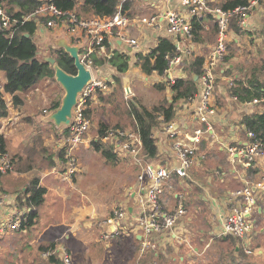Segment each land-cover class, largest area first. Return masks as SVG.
<instances>
[{"label": "crops", "instance_id": "crops-1", "mask_svg": "<svg viewBox=\"0 0 264 264\" xmlns=\"http://www.w3.org/2000/svg\"><path fill=\"white\" fill-rule=\"evenodd\" d=\"M128 1L129 4L125 12L131 19L148 17L150 15H161L167 10H174L182 14L186 12L180 6V0ZM210 1L214 2V0ZM212 23L213 20L212 22L207 21L204 24V35L211 34L212 40L209 41L206 38L203 42L198 43L182 37L176 42L173 37L166 33V25L163 20H160L159 25L155 28L144 24L132 26L129 30V36L138 40L139 47L137 49L132 48L131 51H128L126 44H119L120 42L109 46L110 52L123 51L129 57L128 70L124 74L119 75L122 88L123 80L129 77L130 81V74L133 72L143 74L144 77L142 79L144 81L147 80L145 74L136 65L135 55L138 52L147 53L150 49L154 48L158 38H168L174 43V46L176 43H179L186 48L187 51L182 55L181 61L175 64L172 69L177 74L182 73L183 76H186L188 61L197 55L203 56L204 60L207 59L215 44L216 34L213 35L210 33ZM34 40L38 47V54H41L43 58L48 57L47 52L49 48L65 49L67 47H77L78 54H82L87 47V38L85 35L82 33L70 34L66 27L62 25L48 28L37 24ZM98 55L105 57L102 53ZM226 56H229L228 59L230 62L228 70L225 71L223 65H219L215 70L216 82L213 92V102L216 114L213 117V132L206 137H202L197 153L199 157L191 168L186 188L185 206L187 214L182 220V223L175 228L178 237L181 239L185 238L186 241L181 240L178 242L173 238L166 239L162 235L158 239L157 256H159V263L160 261L162 262L160 259V255H162L165 260L164 263L166 264H251L246 261L247 259L245 257H247V253L244 248L248 244H253L252 237L254 236L249 233L252 236L248 234L246 238L238 239L220 234V228L224 217L228 213L230 204L229 193L243 184V179L233 173L234 167L228 158L227 145L241 146L246 141V128L240 123L241 117L247 113L260 112L263 108L262 105L260 106L261 103L237 102L236 98L230 96L227 92V86H229L228 84L231 80H243L244 77L246 78V75L250 73V69L253 66L251 64L256 62L254 65L258 66L260 60L264 59V0L253 7L248 13L244 31L238 35L231 33V41L229 42ZM242 60H245V62L243 63ZM94 67L102 77L114 82L113 76L116 75V71L107 62L94 65ZM154 74L156 73L150 74L149 77H153ZM157 76L159 77V75ZM158 77H156L153 84L160 81L159 78L161 76ZM2 78V74L0 73V91L6 81L5 78V81L2 82ZM55 82L56 84L50 82L48 79L41 80L32 89L23 94L24 104L20 108H14L11 104V96L8 94L4 95L9 110L8 115L0 119V122L6 124L10 122L12 126L18 123L20 118L24 116L29 117L28 114H30L33 115L32 117L35 118L39 127L36 132L38 146L33 145L31 147L33 148L32 158L34 159L33 169L26 172L13 171L12 173L10 172L11 174L2 175L0 177V186L4 190L20 188L21 191H24L30 180L36 177L38 178L39 185L46 190L44 201L39 207L37 215L28 226L24 229H18V231H22V233L26 231L33 233L30 241L31 243H37L42 256L49 251L45 248L52 244L56 247L60 245L64 246L70 253L73 264H128V260L122 258V255L125 258L128 257L131 247H134V255L137 254L138 259L136 257V261L139 264H150L154 260H149V258L153 257L151 251L147 250L141 258L139 257L140 245L138 236H133L132 234L122 235L109 241H104L99 237L100 228L97 225V221L110 212L116 204L114 201H117V199L109 196L108 198L112 201L108 204L106 202L107 198H105L106 189L99 188L101 179L103 178L101 174H105V164H109L104 161V165L97 163L100 176L85 179L80 174L82 173L83 167L89 165L88 161L93 155L90 143L82 146L78 150L79 168L70 181H62L60 172L51 170L52 167L60 162L57 158L59 151L57 143L63 128H65V126L58 127L54 124V121L50 119L54 110L49 111L47 109L51 101L60 98L61 102L64 96L63 88L56 79ZM114 88L115 83L110 91L98 92L90 98L91 103L88 108L92 116L90 118L92 126L99 121H104L101 116L96 120L93 118V114L97 110L103 111L113 107L117 109L118 106H122V103H115V95L110 97V94L114 93ZM200 91L201 88H199V92L194 98L188 101L182 100L176 104L175 116L172 122H175L181 136L192 134L193 129L200 125L196 120V109L200 102ZM164 92L168 94L167 96L171 97V92L168 87ZM99 94L104 99H100ZM130 94L125 95L128 96ZM141 94L143 92L139 90V95ZM167 96L166 100L170 101ZM141 98L142 100L144 99V94ZM139 103L146 108H150L147 106V101L143 100ZM40 111L43 113H40ZM105 122L109 124L107 121ZM120 124L123 123L119 121V124L115 123L113 126H115V129L121 130L132 127H122ZM0 132L7 139L8 155L16 154V152H13V147L9 142L7 131L0 130ZM57 134L58 138L56 139ZM153 137L155 138L158 149L157 160H161L162 162L174 161L169 146L170 140L165 137L162 129H156L153 132ZM217 155L221 156L224 165L217 158ZM48 159L54 161V165L51 167L47 166L50 162ZM117 165L120 170H124L127 173L133 172L132 177L130 173L128 174H130V185L134 184L137 174L136 166L124 160L118 162ZM209 166H213V168ZM205 172L209 173L206 174ZM263 172L264 157H261L256 173L252 175L255 177ZM118 183L124 186L128 182H123L121 178ZM124 194L125 189L122 200L124 199ZM8 195L11 197L17 194L8 193ZM257 196V207L253 212L255 215L253 213L249 215L252 222L250 230L256 229L255 232L257 234H264V224H259L258 227L259 221L264 220V197L261 194H257ZM173 197L172 195L165 194L162 198L165 208H173ZM122 200H118L117 204ZM14 205L17 206L14 211L23 212V207L20 210L18 208L16 197L15 201L7 199L0 205V219L4 216L12 215L13 212L11 211H13ZM133 205L134 203L131 201L130 206L133 207ZM131 210L133 209L129 207V212ZM42 216L45 218L44 223L40 222ZM12 232L14 231L0 234V249L5 244L3 239L4 235H12L15 239L23 238L20 232ZM43 238L45 242L41 241ZM256 251L257 255L254 258L258 263L264 264V248H257ZM105 252L107 253L106 256L104 254ZM105 258H108V262H105ZM46 261L47 264H53L49 262L47 257Z\"/></svg>", "mask_w": 264, "mask_h": 264}, {"label": "built area", "instance_id": "built-area-1", "mask_svg": "<svg viewBox=\"0 0 264 264\" xmlns=\"http://www.w3.org/2000/svg\"><path fill=\"white\" fill-rule=\"evenodd\" d=\"M121 0L116 12L109 17L79 16L75 11H65L58 9L53 0H43L29 15L22 17V22L32 18L36 24H41L48 28L59 25L66 27L70 34L82 33L87 38V47L82 54H79L80 62L90 74L89 81L77 96L76 104L72 109L71 123L65 127L67 133L62 131L58 140V149L65 150L64 160H60L52 171L60 172L62 181H70L79 168L77 151L92 140L99 139L98 135L90 137L92 121L85 113L87 101L98 92L110 91L114 82L102 77L91 62L89 55L92 53H102L109 57V46L120 42L138 48V40L129 36L132 26L144 24L150 27H157L160 20L165 22V30L171 37L177 40L182 38L191 39L193 17H199L209 13L213 17V22L217 25L215 44L201 67V75L197 77L201 88L200 102L196 109V120L199 126L193 129L192 134H179L175 122L161 124L162 132L170 140L169 146L174 161L162 162L153 159L146 160L143 155L140 133L137 128L110 129L101 138L103 143H109L112 153L119 159L131 162L136 166L137 174L135 183L125 189L124 199L118 203L107 215L97 221L100 228L99 237L104 241L132 234L139 237V257L149 250L154 255V260L150 264H159L156 261L159 246L158 239L163 235L166 239L173 238L176 241H186L181 239L175 232V228L182 223L186 217L185 206L186 188L192 166L196 163L199 146L202 137L213 132V117L215 106L213 102V92L215 89V70L223 64L227 53L229 42L231 41L230 19L237 18L238 24L245 28L246 18L250 10L260 3V0H251L248 5L238 6L232 10H222L219 7H210L209 0H180V6L185 9V13L167 10L161 15H150L148 17L131 19L123 10ZM1 2V1H0ZM18 23V19H13L0 3V30H9ZM15 29V28H14ZM111 48V47H110ZM186 48L179 43L175 45V55L168 58V68L164 70L162 80L167 83H174L177 74L172 69L175 64L181 61ZM97 71V76L95 75ZM232 85V80L228 84ZM253 104L260 100L251 101ZM261 109L264 110V105ZM157 129V128H156ZM155 129V130H156ZM229 161L232 163L233 173L243 179V184L229 193L228 213L224 217L220 234L244 239L248 236L252 222L249 217L257 207V194L264 197V172L255 176L261 157H264V143L255 137V134L246 130V141L241 145H227ZM12 166L9 155L0 151V175L10 173ZM167 195L174 196L173 208H165L162 198ZM16 196H9L8 193L0 194V205L7 199L15 201ZM17 201H19L17 199ZM24 201V199H23ZM133 201V207L130 202ZM19 205V203H18ZM12 215L4 216L0 219V234L8 231L20 229V224L25 220L23 212L14 211ZM131 207V212H129ZM19 208V206H18ZM20 210V208H19ZM129 212V213H128ZM247 254L255 255V249L248 246L244 248ZM55 253L62 264H73L72 257L68 250L60 245L51 251L44 253L49 256Z\"/></svg>", "mask_w": 264, "mask_h": 264}, {"label": "trees", "instance_id": "trees-1", "mask_svg": "<svg viewBox=\"0 0 264 264\" xmlns=\"http://www.w3.org/2000/svg\"><path fill=\"white\" fill-rule=\"evenodd\" d=\"M1 1V0H0ZM9 5L6 10L13 19H18V23L9 30H0V71L5 73L6 81L0 91V119L8 115V106L5 94L11 96V104L14 108H20L24 104L23 94L32 89L43 79H48L56 84L54 79V70L48 61L38 55V47L34 40L36 31V21L32 18L22 22V17L29 15L33 10L43 2V0H6ZM251 0H220L216 7L222 10H232L238 6L248 5ZM121 0H53L55 6L60 10L75 11L79 16L89 17H109L112 16L117 9ZM263 0H260V3ZM129 1L123 3V10L128 7ZM210 6V5H209ZM211 14L206 13L199 17L191 19L193 42H203L206 39L204 35V24L207 21L212 22ZM230 30L233 34L238 35L244 31V28L238 24L237 18L230 19ZM15 28V29H14ZM210 31L213 35L217 33L216 23H212ZM28 34V36H25ZM104 45L108 48L109 43L105 41ZM49 52V53H48ZM47 52L48 57L55 59L56 64L65 73L75 75L77 70L74 66L73 58L62 48H50ZM175 55L174 43L168 38H158L157 44L147 53H136V65L146 76L156 73L162 76L164 70L168 68V58ZM229 57V56H228ZM227 56L224 57L223 68L228 70L230 64ZM93 65H100L107 62L112 66L116 75L113 76L115 83L114 93L118 89H122L120 74H124L129 68V57L123 51H113L109 57H101L97 53L89 55ZM103 58V59H102ZM204 61L203 56H195L188 61L187 75L180 76L175 79V82L170 84L165 81H159L154 84V88L158 91H165L168 87L171 92L170 101L165 99L164 103L154 105L151 108H146L143 105H135L127 103L126 113L132 127L137 128L140 133L142 142L143 155L146 160L153 159L157 156L158 149L153 132L158 125L170 123L176 111V104L182 100L188 101L194 98L199 92V83L197 77L201 75V67ZM196 76V79H195ZM247 77L232 80V85L227 86V92L230 96L236 98L239 103L251 102L260 100L264 105V59L260 63L253 65ZM100 99L104 97L99 94ZM91 99L87 101L86 115L89 117L90 109L88 108ZM60 105V98L51 101L47 109L55 110ZM240 123L244 125L247 131L255 134V137L264 143V110L257 113H247L241 117ZM105 121L97 123V135L99 139L90 142V148L99 153L104 162L115 166L122 161L112 153V147L109 143H103L101 138L104 137L110 129ZM64 133H67V128H63ZM0 151L8 154L7 139L0 132ZM65 150L61 149L57 153L59 160H64ZM9 161L12 166V171L26 172L33 169L34 159L30 156H25L16 153L9 156ZM48 167L54 165V161L48 159ZM11 172V171H10ZM9 173V172H8ZM1 176V175H0ZM4 189L0 187V194ZM45 188L40 186L38 178L33 177L29 184L25 187L23 199L17 198L24 203L26 212L24 213L25 220L20 224V229L28 226L32 219L37 215V211L44 201ZM230 238V237H229ZM55 245L52 244L45 249L53 251ZM154 256V255H153ZM158 257V256H157ZM48 260L53 264H62L55 253L48 256Z\"/></svg>", "mask_w": 264, "mask_h": 264}, {"label": "rangeland", "instance_id": "rangeland-1", "mask_svg": "<svg viewBox=\"0 0 264 264\" xmlns=\"http://www.w3.org/2000/svg\"><path fill=\"white\" fill-rule=\"evenodd\" d=\"M219 1L220 0H214V2H213V1L209 0L210 7H215ZM0 3L2 4V7L4 10H6V8L9 7L6 0H1ZM7 11L8 10H6V12ZM206 38H207V40L210 41V40H212V35L207 34ZM49 49H48V51H49ZM38 55L41 56V54H38ZM242 62L244 63L245 60H242ZM255 63L256 62L252 63L251 65H254ZM96 65H98V64H96ZM0 73L2 74V77H3L2 82H4L5 78H6L5 74L3 71H1ZM95 75L97 76L96 70H95ZM142 77H144L143 74L135 73V72L131 73L130 74V81L128 80V83L126 86L129 88L131 94L126 96L123 88L118 89L116 91V93L114 94L116 97L115 103L116 102L118 104L122 103V106L121 107L118 106L117 109H115L116 107L115 108L113 107V108H110L108 110H103V111L97 110L96 113L93 114V118L96 120L99 116H101L104 121H107L109 123V127H111V128L114 127L113 125L115 123L119 124V121H121V123H123V124H120V125H122V127H131L132 122L130 121V118H128L127 113L125 112V108L127 107L126 106L127 103H129V104L133 103L135 105H140L139 102L144 100V101H147V106H149L150 108L153 107L154 105H159V104L164 103L166 96L168 94H166V92H164V91L156 90L154 88V84H153L156 77H158L157 74H154V76L151 78L149 76H146L147 77L146 81H144L142 79ZM131 79H133V80H131ZM159 80L163 81L162 77L159 78ZM155 83H157V82H155ZM139 90H141L144 94L143 100L141 98V96L143 94L139 95ZM134 92H135V95H134ZM167 97H169V99H170V96H167ZM111 101H113V100L111 99ZM40 113H43V112L40 111ZM88 114H89V117L92 118L91 113H88ZM28 116L29 117H27V116L22 117L21 116L22 118H20L18 120V123L13 124L12 126H11L10 122L7 124L4 122H0V130L1 131H7V136L9 137V142H10L11 146L13 147L12 148L13 152L19 153V154L23 155V157H25V156L33 157V154H32L33 148H31V147L33 145L38 146L37 145L38 143L36 140V135H37L36 132L38 130L39 125L37 124L35 118L32 117L33 115L28 114ZM93 124H94V121H93ZM60 127H62V126H60ZM161 127H163V126L158 125L157 129H161ZM96 128H97V123H95L94 126H92V128L90 129V137L97 134ZM55 138L56 139L58 138V134L56 135ZM12 143H13V145H12ZM91 152L93 155L91 154L92 156L90 157V159L88 161L89 165L86 167H83L82 173H80L81 176L85 179H90V178H93L96 176H100L98 164L99 163L101 165L105 164L103 162L104 161L103 157L99 153H95L92 150H91ZM217 158H219L221 160V156L217 155ZM217 163H218V161H217ZM221 163L224 165V161L221 160ZM96 166H97V168H96ZM105 166H106L104 168L105 174H101V175H103V176H101L103 178L101 179L99 188L106 189L105 190V198H107L106 202L108 204L111 203V201H112L110 198H108L109 196H112L115 199H117V201H114V203H116L115 204V206H116V205H118L117 204L118 200L120 201L123 198L124 189H126L128 186H130L131 180L129 178H130V174H131V177L133 176V172H128V173H130V174H128L126 171L120 170L118 165L117 166H110V165L105 164ZM209 167L213 168V166L212 167L209 166ZM12 172L13 171H11V173ZM205 173L208 174L209 172H205ZM6 174H9V173H6ZM134 176H135V173H134ZM249 176L252 179L255 178L252 174H250ZM121 178H122L123 182H128V183L124 186L120 185L118 183V181H120ZM0 183H1V181H0ZM237 188H239V187H236L235 189H237ZM4 192L16 193L20 199H23L22 198L23 197V193H22L23 191H21L20 188H17L15 190H10V189L4 190ZM18 203H19V205H18L19 208H22L24 206V203L21 202L20 200L18 201ZM115 206H113V208ZM253 215H255V213H253ZM44 220H45V218L42 216V220L40 222L44 223ZM259 224H261V225L264 224V220L259 221L258 227H259ZM255 230L256 229L248 231V234L251 233L254 236V237H252L253 244L251 242L252 245H249V247L251 249H255V250H257V248H260V247L264 248V239H263L264 234H257L255 232ZM15 232H20L22 234L23 238L21 237V238L15 239L14 236H12V235H7V236L4 235L3 239H4L5 244L0 249V264H47V261H46L47 256H44V254L42 256L40 253L41 251L38 249L37 243H31V241H30L33 233L29 232V231L22 233V231H18V230L17 231L15 230L12 233H15ZM251 234H249V235H251ZM41 241L45 242L44 238ZM20 246L22 248L21 250H20ZM253 246H254V248H253ZM104 254L106 256L107 253L105 252ZM256 255H257V252L255 253V255L247 254V257H245L247 259L246 261L251 263V264H260L254 258ZM112 257H113V255H112ZM136 257H137V254L134 255V247L130 248V254L128 257L125 258L124 255H122V258H124L125 260H128L127 261L128 264H139L136 261ZM105 259H106L105 262H108V258H105ZM137 259H138V257H137ZM152 259H154V257L149 258V260H152ZM155 259L159 263V256L156 257ZM160 259L162 260V262L160 261L159 264H162L165 262L162 255H160ZM164 264H166V263H164Z\"/></svg>", "mask_w": 264, "mask_h": 264}, {"label": "water", "instance_id": "water-1", "mask_svg": "<svg viewBox=\"0 0 264 264\" xmlns=\"http://www.w3.org/2000/svg\"><path fill=\"white\" fill-rule=\"evenodd\" d=\"M28 36V34H25ZM122 44V43H119ZM128 51H131V47L126 45ZM63 49V48H62ZM74 60V66L76 67V74L70 75L65 73L55 62L52 57H45V61H48L54 70V77L56 81L61 85L64 90V96L60 102L57 109L53 111L50 119L54 121L56 126L67 127L72 120V109L77 101L78 94L82 91L85 84L90 79V74L85 69L84 65L80 62L78 48L77 47H67L64 49ZM123 80V89L125 94H129L130 90L127 86L129 77ZM196 79V76H195ZM260 210V208H259Z\"/></svg>", "mask_w": 264, "mask_h": 264}]
</instances>
